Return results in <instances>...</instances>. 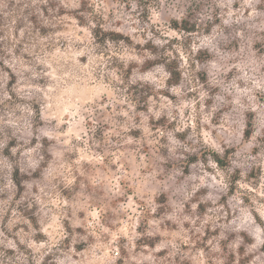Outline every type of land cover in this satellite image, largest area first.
Returning <instances> with one entry per match:
<instances>
[{"label":"clouds","instance_id":"clouds-1","mask_svg":"<svg viewBox=\"0 0 264 264\" xmlns=\"http://www.w3.org/2000/svg\"><path fill=\"white\" fill-rule=\"evenodd\" d=\"M0 264H264V0H0Z\"/></svg>","mask_w":264,"mask_h":264}]
</instances>
